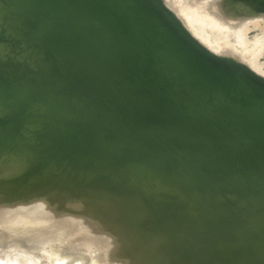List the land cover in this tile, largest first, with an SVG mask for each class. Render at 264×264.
Returning <instances> with one entry per match:
<instances>
[{"label":"bare ground","instance_id":"6f19581e","mask_svg":"<svg viewBox=\"0 0 264 264\" xmlns=\"http://www.w3.org/2000/svg\"><path fill=\"white\" fill-rule=\"evenodd\" d=\"M21 1L23 2V5L26 8V10H28L29 14L33 18L38 19L39 35L43 39L45 46H48L51 50V52H48L49 54L46 53V55H48V57H50V58H51L50 53H52L53 55H57V56H59V60L57 59L58 61L56 63H58L60 61L62 63H68L70 66V69H68V71H69V74L71 75V79L65 75L69 79L68 82L66 81L67 83H65V84L56 83L55 87L53 89L46 91L44 96H43L44 102L46 104H48L49 106H51L52 109L59 114L70 113L72 111L71 107L73 106L72 105L73 101H75V100L78 101V99H77L78 96H75L76 93L81 92L83 94H80V93L79 94L85 99V101H86L85 105L87 107L91 108L92 110H94L95 115H96V122L95 123H94V121H93V123H89V122L87 123L86 121L82 120V115L79 113L78 110L76 113L72 112L74 117H75L74 127L69 132V138L66 137V138H68V140H64V138L60 139V145L63 146V149L66 152H73V150L76 149L75 148L76 146H74V145L80 139L89 138V142L86 144L84 149L82 148L83 149L82 151H79L80 149L78 150L79 153H81V154L78 153V155L84 156L87 159L91 158L92 156H94L96 154L104 153V152H106L108 154V157H110V158L115 156L116 150L111 148V143L106 138L107 136L111 137V135L113 133L112 132L113 127H111L109 125L106 126V124H105L106 119L111 118V117L114 120H116V119L120 120L121 118H124V120H126L124 125L117 123L118 124L117 127L121 128V129L123 128L124 130H130V132H132V134H130L131 137L129 139L140 148L141 152L145 151L146 144H153L154 143V141H152V139L154 140V137H153V135H150V134L154 133L157 130L164 129V130L171 131L172 133H174L176 135L178 134L177 136H180L181 138L186 139V140L202 141L203 139L200 137H202V136L204 137L206 135L207 130H210L216 126L212 123L211 120H209L207 118L205 119L204 118L205 116L204 117L201 116V115H203L202 109H200L196 106H190L187 108L186 107L185 108L167 107V108H164L163 110L160 109L159 111H157V113H155L156 116L153 119L154 122L152 121L151 124H148L146 126H145L146 123H144V122L141 125H139L138 123L135 122V119L139 115L138 114V108H137V105H138L137 103L139 102V100L135 99L133 96H131V94L129 92L125 93L124 92L125 89L123 87L121 88L120 85L117 84L118 81H117L116 77L113 75L114 72H113L112 68L106 67L104 65V61H105L106 57L108 55H110L109 46L105 45L106 43L103 42V40H106V39L101 38V37H104V31L100 30V29L98 30L99 27L97 25L95 27H92L90 29V31H87V33L81 29H79L78 31H74L71 28H69V22L71 21V19L69 17H67L66 15H60L59 14V13H61V11H59V10L63 9L62 7H60L61 8L60 9L59 7L53 6V7H51V11L48 12L50 14H48L47 12H46L47 14H45V13H42L43 12L42 8L39 7L33 0H21ZM90 1H92V0H90ZM168 1H169V2H167V3H169L168 6H169L170 10L173 12H174V10L176 11V9H177V7H174V5L175 6L178 5L177 10H178L179 15L178 14H177L178 16L175 14L174 15L176 17L180 16L179 21L182 20L181 21L182 24L179 26V27H181L180 30L176 29V27H178V25H179L178 22L176 21L177 26L175 25V23H173V21H172V23H171V21L168 22L166 20V15L153 14V16H151V15L146 16V14H144L145 18H144L143 22L148 26L147 28H152L151 38H147V40H146L150 45L149 48H150L151 52L154 53L153 50L156 51V53L158 54L156 56H158V58L162 61L164 68L166 69V71L171 76H181L184 78H192V79L195 78V79H197L196 82L198 81V85H200V87L197 86V91L195 90L196 94H203L206 91H209L212 89L215 90L216 87H218V89L222 90L224 97L226 95L231 94V93L239 94V95H246L249 87L250 88L256 87V89L262 88L264 90V81H263L264 79L259 76V73L261 74V72H262L261 70H259V67H262V65L259 66L260 64L259 65L256 64V62L257 63L259 62V61H257V60H259L258 56H256L257 52L259 50H262V48L264 47V35L261 37L258 35H255V36H253L252 39H250V40H249V38L247 39V29H249L248 24L253 22L256 18H258L260 16H262V17L264 16L263 14L261 15L258 12L259 9L253 5V1L259 2L260 6L261 5L264 6V0H186V1L184 0V3L182 0V1H180L181 3H183L182 5L179 2V0H168ZM78 3L79 2H76V6ZM77 8L79 9V7H77ZM174 8H176V9H174ZM260 10H262L261 7H260ZM1 15H2V13H1ZM16 15H17V17H15L14 19L10 18V21L12 20V22H11L12 24L10 23V25H12L11 27H13V29H15V31L17 29L20 30V27H22V22L19 19L18 14H16ZM95 15H98L101 18V20L105 24L106 28H108L107 26L109 24H113L116 21L120 20V19L117 20L116 18L109 19L108 16H107V18H104V17H106V15H102L101 12H96ZM167 15L169 16V13H167ZM169 17L171 18V16H169ZM212 24L214 25V27L216 29L220 30L219 33H221V31H222V33L220 34L221 37H222V35H224L223 32L224 33L227 32L225 34V36H226L228 34V32L230 31L231 35L234 34V39L233 40L229 39V40H232L230 42H226V41L224 42L223 38L215 39L212 37L213 39H215V40H212L210 38V35H212V33H213L214 37L219 35V33H217L218 31L216 32L217 35H215L216 33L213 32L216 30L214 27L213 28L208 27V25L210 26ZM173 25H175L176 27ZM130 27H131V24H130ZM187 27L192 29V31H188ZM192 34H195L196 36L198 35L199 38H196ZM228 35H230V34H228ZM227 36H226V38H227ZM8 38L9 37L6 36V34L0 35V41H2L4 44H6L5 47L8 46L9 49H10V47L12 49V47L15 46L17 40H18L17 41L18 44L21 42L20 40L22 37L16 33V36H14L10 41ZM133 38H136V36H134ZM198 39L203 41V43H205V44H203L202 42H199ZM188 40H191V41H188ZM247 40L249 41V43ZM189 42H193V44H189ZM214 42H219V46L217 43L218 47L216 48V50L219 48H222V49L225 48L226 49L228 46L230 48L232 47L235 49L231 48L232 51H227V50H230V49H228L229 48L228 47L226 49V51H224V49L223 50L221 49V51L215 50L214 52H218V51H220V52L217 55H215V57H211L210 55L212 54L211 52H213V51H211L207 46L212 47V49H214L213 46H211V44ZM109 44H110V42H109ZM223 45H225V46H223ZM226 45H228V46L226 47ZM214 47H215V45H214ZM19 48H21L20 45L18 47L16 46L15 48H13V50L14 49L19 50ZM128 48H129L128 49L129 53H135V49L139 50L140 48H143V47L141 46V47H135L134 48L133 46L128 45ZM151 48H153V49H151ZM254 50H256L257 52H255ZM118 51H119V53L121 52V55L123 54V51H121L120 48H118ZM259 52H261V51H259ZM43 53H45V52H42V54ZM255 53H256V55H255ZM46 55L43 54L44 59L42 58V60H43V62L49 64L50 58H49V61L45 60V58L48 59ZM225 55H227L228 57L230 56L229 59L228 58L224 59ZM7 59L8 58L4 59V58L0 57V61H5V62L0 63V64H4V65L0 66V67H3L0 69H1V71L3 70L4 72L10 73L11 71H13L14 67L10 61H7ZM254 59H257L256 62L254 61ZM51 60H52L51 63L53 65L56 64V63H53L55 61L54 58H51ZM250 60H251V62H250ZM79 67H81L82 69L79 70ZM34 69H35V67H34ZM61 70H62V67H61ZM63 70L61 71L62 76L64 75ZM152 70L153 69H147V67H143L142 72L140 71V74L141 73L143 74V78H145L146 82H148V83H151V81L154 80V78L148 77L150 75L147 74V73H151ZM82 77H84L86 79H84V78L82 79ZM155 79L158 80V78H155ZM65 80H67V79H65ZM79 80H81L85 83L87 80V84H86L87 86L83 90H80L78 87L77 81H79ZM188 82H190V84H191L192 82H195V80H188ZM196 82H195V85H196ZM162 83H163L162 79L160 81L158 80L157 86L161 88V86L163 85ZM68 84L71 86V88H69V89H72L74 91L71 94H69V93L65 92V90H63L64 86L65 85L67 86ZM93 86L95 88H97V86H99V87L104 86L111 93L115 92V90L121 89L120 94L122 95L123 93H125L127 101H130L131 103L135 104V106H136L135 110L124 111V110H122V108L121 109L119 108L115 112L116 113L114 115L115 117L111 116V113H108L105 109H103L99 105V103L97 101H95V98H94L95 97L94 96V90L95 89H93ZM190 87H188V85H186V84H184L182 86L181 85L180 86L175 85L176 92H182L185 95L188 94V96L191 98V93H192L193 88H190ZM172 88H173V86H172ZM189 88L191 90L190 92L188 91ZM98 90L99 89H97L96 91H98ZM199 96H201V95H199ZM162 98H164V97H162ZM135 100H137V101H135ZM262 100L263 99H259L257 103H253L252 105H248L247 107H246V105L245 106L239 105V106L241 108H244V109L246 108L243 112H244V114L246 113L247 115H249L250 118L260 119L259 116L262 113L261 108H262V106H264V100L263 101ZM200 116L203 117L205 120L200 121ZM153 124H155V125H153ZM103 127H109L110 129L108 128V131L102 132L101 128H103ZM95 135L97 136L96 138L93 137ZM251 140H252L251 146L249 148L245 149L242 152H236L237 154H239L237 156V159L240 160V159L246 157V158H248V162L254 163V164H259L261 159H264V138L256 137V138H252ZM23 150L24 149H22V151ZM19 151H21V150L18 149V153H20ZM14 152H17V151L15 150ZM27 152L28 151H26V153H25L23 151L21 154H24V153L27 154ZM29 153H31V152H29ZM29 155L27 158L28 161L32 158ZM7 157H8V155H6V157H3L2 159L6 158V160L9 161ZM22 157L23 156L18 157L16 159L14 157L9 158L11 160L13 159V162L9 166L6 163L7 161L5 159L3 161H6L5 163L7 164L8 167H10V170L14 171L18 167H22V166L25 167V161H26V163L28 162L27 160H25L26 156L24 157L25 161L23 160ZM160 157L161 156H157L156 162L160 161V160H158ZM32 160L33 159H31V161ZM3 161H2V164H3ZM31 161H29V162H31ZM29 162L27 163V165L29 164ZM219 163H220L219 166L222 167L223 169L228 167L226 164H224V162H219ZM225 165H226V167H225ZM27 167H28V169H27ZM27 167L24 168V170H28V172H29L30 166L28 165ZM1 168H4V166L0 167V169ZM62 169H63V167L61 168V170ZM66 169H67V167H66ZM24 170H22L23 174L27 172ZM41 170H43V169H41ZM61 170H60V172H58V174L61 173ZM68 170L69 169H67L65 171H68ZM45 171H48V172H46V173H48V175L51 172L49 170H45ZM56 172L57 171H55L54 173H56ZM72 172L77 173L78 171H77V169L76 170L74 169V171H72ZM82 172H83V175H82L83 177L79 178V179L77 178V176H70L66 179V177H64V176H66V174L64 176L56 174L57 177H54L53 178L54 180L51 179L52 181H56V182H54L52 184L49 182L51 185L49 183H47V184L44 183V186L49 185V186L53 187V192H51L49 194L45 192V189L35 190L34 192H26L25 189H28V187L25 188L24 185L25 184L29 185V183H27V182L33 183L34 180H35V182L37 181L36 178L40 179L39 178L40 176L37 177L38 175H40V174H37V172H34V173L32 172V174L26 173L24 175L30 176V178H29V176H28V178H26L28 180H30L31 177L35 173L37 175L35 176V179H33L34 178V176H33L31 181L27 180L26 183H24L25 181H23L24 185L23 186L21 185L22 187H20V185H19V187L21 189L24 188V192L23 191L21 192V189L19 191V187L18 188L13 187L14 191L8 190L7 193L2 195V199H0V245H2L5 241H9L8 236H7L8 235L7 229H12V230L15 229L16 231H19L17 228L20 226L21 228L23 227L22 232L18 234L19 236L15 238V241H13L14 238H12V239L10 238L11 242H9V246H7V247L10 248L12 246H17L16 242L27 244L26 246H28V247L21 248L22 251L19 250L18 252L13 253V254H9V255L7 254L4 256L0 255V264H17V263L22 262V260L24 262V259H25V264H33V263H31V260L29 261L28 258L31 257L30 259H33L32 257H34L33 255L35 254L36 249H38L41 246L42 242H44V243L46 242L47 244L49 242H51V243L55 244L61 240H63V241L66 240V242H65V245L60 248V253H62V254H60V258L63 256L65 257L64 254H67L66 257L68 256V254H70L67 257V258H69V261L70 262H76L75 261V259H76L77 261H79L78 264H142V263L144 264V262H145L144 258H146V256L143 257L144 253H146V255H150L154 252L155 255L158 254L159 256L160 255L162 256V254L159 253L162 251V249H164L163 250L164 253L167 250H168L167 251L168 253L173 251V250L170 251L171 248L170 249L167 248V250H165V248H166L164 246L165 244L163 245L165 248H162L163 246L161 247L162 244L160 242L161 239L158 236L160 234L164 238V233L166 232L167 228H165L164 230H161L160 233H159V231H160L159 229H156L155 231L152 230V232L153 231L155 232V235L158 233L156 236L154 234L150 235L148 227L142 228V225H144L146 223V219L148 220V218H146V216H150L152 214V212H154V214L156 215L155 212L156 211L158 212L161 210V209H158V205L161 204L160 206H162L163 202H167L166 200H164V198H162L163 199V201H162L160 199L161 197H159L160 192H159V194L157 192V190L161 186H163L164 184L161 185V184H156L154 182V185H153L150 182L146 183L147 180H145L144 183L141 181L142 183L138 184V182H137V184H138L137 186H139V187L137 188V186H135L134 189H136V188L138 189V190L136 189V191H138V192L137 193L135 192V194H139V195H137V197H134L135 195H134L133 191H135V190H133L132 192H128L129 190H126V189L129 188L132 190V186H134L135 184H133L132 186H131V183L128 184V186H130L131 188L130 187H127L126 189L124 187L123 188L120 187V189L118 188L120 190V192H121V189L123 191H125L124 195H123V193H121L122 194L121 195V194L116 193L115 191H112V192L108 191L109 189L112 190V188H114L116 186L112 187L110 185L111 187L107 188V186H106L107 184L106 185L104 184V186H106L105 189L106 188L108 189L106 191L105 189L103 190L104 187L101 186L102 183L100 185H98L100 183L99 180H95L92 183H89V180H90V182L92 181L91 177H89L88 182H87V180L79 181V180H82L84 177H86V176H84V173H85V175L90 173L88 171H86L88 173H86L84 171H82ZM67 174H69V173H67ZM93 174H95V173L92 172L93 177L94 176L96 177L97 174H98L97 177L102 175L101 173H100L101 174L100 175L98 172L96 175H93ZM105 175L106 174H104V176ZM41 176H45V175H41ZM116 176H118V174ZM121 176H123V175L121 174L118 177H120V179H121L122 178ZM61 177H63V178H61ZM101 177H103V175ZM134 177L137 178V175L136 176L130 175L129 178H128V176H126L124 179L128 178V179H126V181H127V180L134 179ZM4 178L5 177H3V179ZM105 178H108V176H105ZM136 178H135V180H136ZM149 178H148V180H149ZM3 179H2V181H4ZM124 179H121V182L124 181ZM138 179L143 180L146 178L141 176ZM151 179L153 180L155 178H150V180ZM159 179L160 178H157L155 180H159ZM57 180H59V181H57ZM111 180H112V178H111ZM117 180H118V178H117ZM39 181L41 182V180H38V182L36 183L37 186L44 187L43 182H41L42 183V185H41V183H39ZM118 182H120V181H118ZM164 182H166V181H163V183ZM172 183H174V182H172ZM5 184H7V183H5ZM5 184H4V186L2 185L3 188H5V186H6ZM126 185H127V183H126ZM7 186H9V185H7ZM117 186H119V185L117 184ZM180 186L182 187V185H180ZM36 187L32 186L31 188H36ZM99 187H103V188H99ZM37 188H39V187H37ZM73 188L83 189L84 192L92 191L95 193H94V195H91V196L86 195L87 193H85V194L83 193L81 195H73V193L70 192V189H73ZM167 188H169V187H167ZM167 188L166 189L163 188V191H164V189L167 190ZM174 188L173 187L169 188V190L174 189ZM116 189L117 188H115L114 190H116ZM118 189H117V192L119 191ZM153 189L154 190L156 189L157 193H155V191L152 193L153 194L155 193L154 194L155 196H157V194H158V197H159V198L155 197V199L153 200L154 201L153 204H155L156 206L153 204H152L153 207L150 206V204H149V206H146L147 201L143 200L144 199L143 196H145V195L147 196L148 192L150 190L152 191ZM183 189L185 190V188H183ZM191 190H193V189H191ZM151 191H150V193H151ZM158 191H162V190L159 189ZM225 191L226 190H224V192ZM187 192H189L188 189H187ZM129 193H131V195ZM132 193H133V197H132ZM175 193L180 194L177 191H175ZM195 194H197V192H195ZM222 194L224 195V193H222ZM125 195H130L134 199L130 198V196H125ZM149 196H150V194H148L147 199ZM181 196L182 195L180 194L179 198L182 199L183 196L182 197ZM187 196H189L191 198V194H189ZM193 196H192V199L185 198L186 200H183L184 199L183 198L182 200L179 199L178 201L175 199V200H173V201H175V203L173 202V204L175 205L179 201H184V203L182 202V204H180V202H179V204H178L179 206H181V205L184 206L189 202L188 199L190 201L193 200L196 202V199ZM195 196H197L196 198H199L197 200H200L201 198H203V196L202 195L200 196V194H199V197H198V194ZM217 196H218V194H217ZM107 197H109V199H106ZM142 197H143V199H141ZM184 197H185V195H184ZM241 197H245V199L247 201L246 196H241ZM150 198L151 197H149L148 202H150L149 201ZM153 198L154 197H152L151 199H153ZM220 198H222V197H220ZM105 200L108 203L105 202ZM202 200L203 201H200V202H203V203L205 202L204 203L205 205L209 204L210 206H212L209 201H207V200L205 201L204 199H202ZM168 201H170V203L168 202L166 204V206H164L165 204L163 206H164V208L166 207V211L170 210V214H171L172 211L170 208L167 210V208H168L167 205L172 204L171 203L172 201L171 200H168ZM103 202L106 205H104ZM191 202H189L190 204L188 203L186 206H184V208H186L187 210L184 209L183 206H181L184 212L185 211L188 212L189 208H187V206L190 207L193 205V204H191ZM206 202H209V203H206ZM249 202H251V201H249ZM221 203H223V202L221 201ZM232 203H234V202H232ZM195 204H197V202ZM178 205L176 204L175 206H178ZM209 205H208V208H209ZM220 205H219V207H220ZM234 205L237 206L236 204H234ZM110 206L113 207L112 209H114V210L111 209V211H110V208H111ZM215 206L217 207L218 205H215ZM108 207H110L108 209L109 211L107 210ZM178 207L175 210L173 208H176V207L172 208V206H171L174 215L175 214L177 215V219H179L178 214L182 213V210H178L181 207L180 208H178ZM202 207H200V208H202ZM216 207L213 206V208H215V210H217V208H218V210L219 209L224 210L223 207L222 208L221 207L216 208ZM134 208L135 209L139 208V209L136 211ZM159 208H163V207H159ZM164 208L161 211H164L165 210ZM200 208H199V210H200ZM153 209L156 211H153ZM190 209H193V207H191ZM205 209L202 208L200 211H198V213L203 210L204 213H206L204 215L202 214L203 217H205L207 215L206 216L207 218H209V216H210V219H212V221H216L215 215L216 214L219 215V213L214 212V210L211 211V210H208V209L205 210ZM209 209H211V207ZM106 210L108 211L107 213H105ZM133 210H135L136 212L135 211L133 212ZM174 210H175V212L178 210L179 213H175ZM223 210H221V211H223ZM161 211L159 212L160 215L163 213V212L161 213ZM221 211L219 210L220 213H221ZM110 212H112L111 215L109 217H107V215H109ZM224 212H222V213H224ZM104 213L106 215H104ZM166 213L169 214V212H166ZM201 213H199L200 216H202ZM233 213L237 214V212L236 213L233 212ZM233 213L231 212L232 216L229 215L230 213L228 214V218L231 216L232 221L235 219V218L233 219V216L235 217V215ZM241 213H242V211H241ZM244 213L241 214V217L244 216ZM164 214H165V211L162 214L163 217H164ZM170 214L168 216L172 217L173 214L172 215H170ZM225 214H226V212H225ZM252 214H253V212H252ZM167 215H165V217H164L165 219L169 218V217H167ZM183 215H184V213L182 214V216ZM187 215L185 214V216H187ZM220 215H219V217L220 218L222 217L221 218L222 220L228 219L226 217L227 215L225 216L226 218L224 217V215H222V216H220ZM103 216H105V219ZM152 216L154 219L158 218V217H156V216H158V214L155 217L153 214H152ZM152 216H151V218H152ZM161 216L159 217L160 219H161ZM182 216L180 215V218ZM211 216H212V218H211ZM106 217L108 220H106ZM142 217H145L146 219L140 220ZM171 217L165 221L167 222L169 220L171 221V219L173 220V217L172 218ZM223 217H224V219H223ZM237 217H238V215L236 216V219L233 222H235V221L239 222V219L237 221ZM184 218H186V217L183 216L182 219H184ZM150 219H149V221H151V222L154 221L152 223H155L157 220V219L156 220H150ZM160 219H159V222L163 220V219H161V220ZM177 219H176V221H180V219L179 220H177ZM221 219L219 221H221ZM241 219H240L241 222H239V223L235 222V224L239 225L240 223H243L245 219L243 217ZM43 220H45L46 222ZM138 220H140V221H138ZM230 220L231 219H229V221ZM142 221H144L145 223ZM137 222L143 223L141 225V229L142 230L144 229L143 231L140 229V226H138L139 223L137 224ZM159 222L157 221V224L156 225L154 224L155 228H157L156 226L159 224ZM169 222H167V224ZM173 222L175 224L167 225V226H173L175 228V225H176V228L181 227V225H179L180 224L179 222H178L179 226H177V224H176L177 222L172 221V223ZM180 222H182V221H180ZM230 222H229V225H232L233 222L232 223H230ZM162 223H163V221H162ZM172 223L170 222L169 224H172ZM213 223H215V222H213ZM223 223H224L223 221L221 223L218 222L216 226H218L219 224L222 225ZM245 223H246V221H245ZM244 224H242V225H244ZM247 224L250 225L249 222H247L246 225ZM225 225L227 226L228 224H225ZM229 225L227 227L226 226L224 227V225H222L223 230H224V231L223 230L222 231L225 232V234L229 231L228 230L229 228H230V230L233 229L231 226L229 227ZM161 226H162V224H161ZM252 226H250V230H251ZM173 227H169V228L174 229ZM182 227H184L183 224H182ZM235 227H237V226H235ZM235 227H234V229H235V233H236ZM247 227H248V225H247ZM247 227L246 226L244 227V228H246L244 230V232L246 230L248 231L249 228H247ZM184 228H183V230L180 229V232H182L186 229V228L185 229ZM224 228L225 229L227 228V230H225ZM238 228H240V226ZM145 229H147L148 232ZM172 229H171V231H168V234H169V232H173L172 235L174 236L175 231L179 230V229H176L173 231H172ZM213 230H214V228H213ZM217 230H220V229L218 228ZM233 230L231 231L233 233V236L231 235V237L229 236V238H232V237L234 238V236L237 235V233L235 234ZM239 230H238V234L240 233V235L239 236L237 235L238 237L236 236L233 239L234 242L236 241L235 240L236 238H238L237 242H238V240L242 241L243 240L242 235L247 233V231L244 233L241 230L239 232ZM162 231H164V233ZM180 232H179V234L176 232L175 235L176 234L181 235ZM185 232L187 234L186 230L184 231V233L183 232L182 233L186 236ZM223 232H222V235H224ZM241 232H242V234H241ZM249 232H251V231H249ZM228 234L225 236L228 237ZM170 235H171V233L169 234V236ZM178 235H176V236L178 237ZM182 235L180 237L185 238V236H182ZM247 235H249V234H247ZM251 235L255 236L256 233L251 234ZM202 237L200 236V238H202ZM243 237H245V235ZM203 238L206 239L207 237L206 238L203 237ZM220 238L222 240L226 239L225 237H223L224 238L223 239L221 237V235H220ZM255 238H257V237H255ZM174 239L176 240L177 238L174 237ZM178 239L181 240L179 242H182L181 244L180 243L178 244V245H181L180 246V249H181L183 246V243L185 244L188 241H185L186 238H185V240L183 239L184 241L181 238H178ZM178 239H177V241H178ZM192 239H193V237H192ZM214 239H216V238L214 237ZM247 239H248V237H247ZM252 239H254V238L252 237ZM222 240L217 241L218 245L216 244L217 247L220 249L222 246L220 245V247H219V243L223 242ZM226 240L229 241L230 239H226ZM226 240L224 242H228ZM166 241L168 242V240H166ZM172 241H173V239H172ZM233 241H231V243L228 246L231 245V248L235 250L234 251L235 253L237 252L236 250H238L237 249L238 247H240L239 248L240 252L242 251L241 249H243L244 246H245L244 249L247 250L246 245H245L246 241H244L245 244L243 247L241 245L242 243H240L241 246H239V243H237L238 247H236V245L234 246L233 245L234 243H232ZM254 241H255V239H254ZM156 242L158 244L160 242V244H161V245L159 244L161 247V251H159V252H157L159 245H158V247H156L157 246V244H155ZM174 242H176V241H173V243L169 242L171 245L168 247H171L172 244L176 245V243H174ZM207 242H208V240H207ZM247 242H248V240H247ZM196 243H194V244H196ZM134 244L138 245L137 248H139V249L144 247L145 250L144 249L142 250L143 252L145 251L142 254L143 256L141 254H139L140 257H142V258H136L137 253L138 252L140 253L141 250H139V251L134 250L135 253L137 252L135 255L134 251L131 248V246L134 247L133 246ZM141 244L143 247L140 248L139 245H141ZM188 244L190 247V245H191L190 242H188ZM227 244L228 243H226V246H227ZM254 245H253V247L258 248V246L256 247ZM186 246H187V243H186V245L183 246V252H184V250L187 249L188 246L187 247ZM191 246H193V245H191ZM248 246H247V248H248ZM174 247H177V246H174ZM194 247H195V245H194ZM253 247H249V248H252L251 250H254L255 248H253ZM134 248L137 249L136 247H134ZM177 249L178 248H175L174 251ZM188 249H187V252L185 251L186 253H188V251L190 250V249L189 250ZM91 251H94L95 253H93V255H92ZM255 251H258V250L255 249L254 252L253 251H251V252L255 253ZM259 251H261V250L259 249ZM78 252L81 254H84V255L79 256ZM88 252H90V253H88ZM97 252H99V253L97 254ZM181 252H182V249H181ZM217 252H218V255L222 254V253H219L220 251H218V250H217ZM240 252L238 251L237 253L240 254ZM251 252H247V254L245 253L246 255L244 254V256H241L243 254L241 252L240 256L242 257V260H243V257L246 258L247 255L250 254V255H248L249 259H247V260H249V264H252L251 257L253 255H254L253 256L254 262H256V261L258 262V263L256 262V264H263L264 259H262V257L264 256V254L260 253V255L257 256L258 257L257 258L258 260H257V259H255V256H256V254H259V252H257L256 254H253V255H251ZM154 253H153V255H154ZM175 253L178 255L180 253V250H178V253H177V251ZM230 253L233 254L232 257L235 256V258L233 259L234 261H235V259H238V261H239V259H241V257L236 258V255H238L237 253L235 255L232 252H230ZM231 254H229V255L227 254V255L230 256ZM99 255L104 256L103 260H101V261L99 260V258H98ZM166 255H167V253H166ZM179 255H181V253ZM224 255H226V254H224ZM170 256L175 257L174 255H170ZM228 256H226V257H228ZM260 256L262 259V261L260 259L261 263H259L260 262L259 261ZM37 257H38V255H37ZM40 257H39V259L43 258L44 256H42L41 258ZM150 257L152 258V255H150ZM163 257H165V254L163 255ZM166 257H168V256H166ZM166 257H165V259L163 258L164 259L163 261L167 260ZM180 257H183V254ZM216 257H218V259H219V256H216ZM151 258L148 257L147 260L148 259L150 260ZM184 258H186V257H184ZM209 258H212V257L210 256ZM26 259H28L29 263L26 261ZM136 259H141L142 263H141V261H140V263H139V261L136 262ZM198 259L195 258V260L197 262H199ZM201 259H203V258H201ZM212 259H215V255H214V258H212ZM228 259H230V261ZM228 259L227 260L229 262L226 261L225 258H224V261L228 262V264H230V262L232 261V258H228ZM152 260H153V258L151 259V261ZM184 260L185 259H183V261ZM219 260H220V262L223 261V257L220 258ZM242 260H240V261H242ZM151 261H150V263L148 261V263L151 264ZM193 261H192V263L191 262L190 263L194 264ZM210 261L212 262V260H208V262H204V264L205 263L206 264L207 263L208 264H218L215 262L216 260H213L214 262H212V263ZM244 261H245V263H247L246 259H244ZM33 262H34V260H33ZM152 262L155 263L156 260L152 261ZM177 262H179V261L177 260ZM223 262L220 264H223ZM235 262L239 263L237 261H235ZM235 262H234V264H235ZM166 263L168 264V262H166ZM175 263H176V261H175ZM241 263H244V262L242 261ZM241 263H239V264H241ZM145 264H146V262H145ZM156 264H157V262H156ZM176 264H178V263H176ZM179 264H180V262H179ZM224 264H227V263H224Z\"/></svg>","mask_w":264,"mask_h":264},{"label":"rangeland","instance_id":"374dc122","mask_svg":"<svg viewBox=\"0 0 264 264\" xmlns=\"http://www.w3.org/2000/svg\"><path fill=\"white\" fill-rule=\"evenodd\" d=\"M101 1V2H100ZM180 1H182V0H179V2ZM186 1V0H185ZM88 2L93 6V8H95L94 9V14L96 13V12H101L102 13V15H106V17H104V18H107V16H108V18L109 19H111V18H116L117 20L118 19H125V20H129L130 21V23H131V27H128L127 29V32H130V33H128V34H130L129 36L128 35H126V36H128L129 38H130V36L131 37H134V35L135 34H138V37L139 38H141V39H143L144 41L145 40H147V38H151V35H152V28H147L148 26L143 22L144 21V18H145V15L144 14H146V16L147 15H151V16H153V14H161V15H166V20L168 21V22H170L171 21V23H172V21H173V23H175V25H176V21L178 22V27H176L175 25H173V26H175L176 27V29H178V30H180V28L181 27H179L181 24H182V20L181 21H179L180 20V16L179 17H176L175 15H177L178 14V5L177 6H175L174 5V7H177V9L176 8H174V9H176V11L174 10V12L173 11H171L170 10V8H169V3H167V2H169L168 0L166 1V0H92V1H90V0H88ZM98 4H97V3ZM106 3V4H105ZM121 3V4H120ZM181 3V2H180ZM183 3H184V0H183ZM183 3H181V5L183 4ZM3 4L4 5H7L9 8H10V14H9V19L11 18V19H14L15 17H17V15L16 14H18L17 13V10H15V7H13V3H11V1H8V0H0V5H1V7L3 8ZM100 4V5H99ZM179 4V3H178ZM152 5V6H151ZM180 6V5H179ZM0 7V8H1ZM1 8V9H2ZM80 8H82V7H79V9ZM97 8V9H96ZM169 8V9H168ZM43 10V12L42 13H45V14H47L48 12L47 11H45L44 9H42ZM170 10V11H169ZM263 11V12H262ZM47 12V13H46ZM146 12V13H145ZM173 12V13H172ZM176 12V13H175ZM258 12L262 15H264V10H258ZM41 13V14H42ZM93 13V12H92ZM143 13V14H142ZM149 13V14H148ZM167 13H169V16H171V18L167 15ZM258 13V14H259ZM40 14V15H41ZM48 14H50V13H48ZM120 16H119V15ZM175 14V15H174ZM111 15V16H110ZM179 15V14H178ZM177 15V16H178ZM0 16H1V14H0ZM143 16V17H142ZM103 18V19H104ZM170 18V19H169ZM119 21V20H118ZM181 22V23H180ZM197 24V23H196ZM184 25V24H183ZM248 28L249 29H247V39L249 38V40L250 39H252L253 38V36H255V35H258V36H263L264 35V16L262 17V16H260V17H258V18H256L253 22H251L250 24H248ZM98 30L100 29V30H103V31H105V28H106V26H102V25H98ZM114 27V26H113ZM208 27H210V28H213L214 27V25L212 24V25H208ZM188 28V27H187ZM215 28V27H214ZM216 29V28H215ZM4 29H3V26L1 25V27H0V35H3V33H5V30L3 31ZM106 30H107V32L106 33H108V28H106ZM131 30V31H130ZM188 31H192V29H190V28H188L187 29ZM199 31V30H198ZM218 31V32H217ZM214 33H219L220 32V30H218V29H216L215 31H213ZM217 33L215 34V35H217ZM221 33H222V31H221ZM221 33H219V35L221 34ZM227 33V32H226ZM226 33H224L223 32V34L224 35H222V37H221V35L219 36V35H217V36H215L214 37V35H213V33H212V35H210V38L212 39V40H215V39H221V38H223L224 39V42L226 41V42H230V41H232L233 39H234V34L233 35H231V32L229 31L228 32V34H230V35H226L227 36V38H226V36H225V34ZM5 34H7V33H5ZM110 35V34H109ZM141 35V36H140ZM192 35H194L196 38H199V36L197 35H195V34H192ZM112 36V35H111ZM110 36V37H111ZM115 36V35H114ZM125 36V37H126ZM193 36V37H194ZM219 36V37H218ZM232 38H231V37ZM215 38V39H213V38ZM229 37V38H228ZM195 38V39H196ZM122 37L121 38H117V40H116V37L114 38V40H116L117 41V43H116V41H113V45H111V43L109 44V52H110V55H108L107 57H106V59H105V61H104V65L106 66V67H110L109 66V63H110V61L112 60V58H116L117 56V58H120L121 57V52L119 53V51H118V48H120L119 47V42H120V40L122 41ZM226 39V40H225ZM229 39H232V40H229ZM199 40V39H198ZM188 41H191V40H188ZM248 41V40H247ZM111 42V41H110ZM199 42H202L203 43V41H201V40H199ZM201 43V44H202ZM217 43H218V46H219V42H214V43H212L211 44V46H213V48L214 49H212V47H209V46H207L211 51H215L216 50V48L218 47L217 46ZM248 43H249V41H248ZM189 44H193V42H189ZM203 44H205V43H203ZM202 44V45H203ZM214 45H215V47H214ZM221 46V45H220ZM223 46H225V45H223ZM222 46V47H223ZM228 45H226V47H227ZM229 47V46H228ZM227 47V48H228ZM13 48L14 47H12V50H13ZM226 48V49H227ZM232 48V47H231ZM231 48L229 47L228 49H230V50H227V51H232L231 50ZM10 49H11V47H10ZM9 49V50H10ZM221 49L222 48H219V49H217V50H220L221 51ZM224 49V51H226V49L225 48H223ZM222 49V50H223ZM232 49H235V48H232ZM239 49V48H238ZM216 50V51H217ZM220 51H218V52H211L212 54L210 55L211 57H215V55H217ZM255 52H257L256 50H254ZM259 51H261V52H259ZM258 52L261 54H259L258 52H257V55H256V53H255V55L256 56H258V58H259V60H257V59H254V61L256 62V60L257 61H259L258 63L256 62V64H260L259 66H261L262 65V67H259V70H261L262 72L264 71V47L262 48V50H259ZM17 52H19V50H17V49H14L13 50V54L12 55H14L13 57L11 56V57H9L8 59H7V61H10L11 63H12V65H13V67H14V69H13V71H11L10 73L9 72H4L3 70L1 71V69H0V74H2V76L1 77H4L3 79L4 80H9L10 78H12V76H14V75H17L18 74V72H20V71H25V72H27V71H31V70H35L36 68H37V66H39L38 67V70L39 71H42V69L41 68H44L46 65H48L47 63H45V62H43V60H42V58L44 59V57H43V54H45L46 55V53H43L42 54V52H41V49H39V50H37V52L36 51H31V50H29V52L24 56V58H23V61L20 63V61L17 59H15L14 57L16 56V53ZM113 55H112V54ZM35 54V55H34ZM49 54V53H48ZM51 54V58L53 57V55H52V53H50ZM120 54V55H119ZM259 54V55H258ZM47 56V58L48 59H46L45 58V60H48L49 61V58L50 57H48V55H46ZM50 56V55H49ZM55 57H57V59L59 60V56H57V55H54ZM260 56V57H259ZM230 57V56H229ZM229 57L227 56V55H225L224 56V59H226V58H228L229 59ZM51 58H50V63L52 62V60H51ZM54 58V57H53ZM111 59V60H110ZM54 61V60H53ZM1 62H5V61H0V63ZM34 62V63H33ZM57 61H54L53 63H56ZM60 62V61H59ZM58 62V63H59ZM249 62V61H248ZM250 62H251V60H250ZM253 62V61H252ZM254 62V63H255ZM61 63V64H60ZM59 63V65H60V70H61V67H62V70H63V72H64V75L63 76H60V79H59V81L57 82V83H60V84H65V83H67L68 82V78L67 77H69L70 79H71V75L69 74V71H68V69H70V66H69V64L68 63H62V62H60ZM262 63V64H261ZM57 64V63H56ZM56 64H54V65H56ZM252 64V63H251ZM2 65H4V64H0V66H2ZM34 67H35V69H34ZM0 68H3V67H0ZM67 68V69H66ZM30 69V70H29ZM66 69V70H65ZM80 69H82L81 67H79V70ZM61 70V71H62ZM90 70V69H89ZM62 72V73H63ZM261 72V74L259 73V76L260 77H262L263 79H264V72L262 73ZM67 77H66V76ZM262 75V76H261ZM6 77V78H5ZM64 79H63V78ZM84 77H82V79H83ZM65 79H67V80H65ZM84 79H86V78H84ZM67 81V82H66ZM264 81V80H263ZM11 82H13V81H11ZM77 83H78V87H79V89L80 90H83L84 88H86V84H87V80H86V83L85 82H83V81H81V80H79V81H77ZM118 84V83H117ZM120 87L122 88L123 86H122V84L120 85ZM69 88H71V86L68 84L67 86L65 85L64 86V88H63V90H65V92H67V93H69V94H71L72 92H74L72 89H69ZM124 88V87H123ZM93 89H95V90H97V89H99V90H107L104 86L103 87H99V86H97V88H95L94 86H93ZM118 89V88H117ZM119 90V91H118ZM118 90H115V92H113V94L115 95H117V94H120V90L121 89H118ZM80 94H83V93H81V92H79ZM79 93H76V95L75 96H78V101H73V103H72V107H71V109H72V111L70 112V113H64V114H59V113H57V112H55L53 109H52V107L51 106H49L48 104H46L45 103V108L43 109V111L41 112V115H40V123H39V126L38 127H33V126H31V127H29V128H26V132H25V129L23 130V129H18V131H16L15 130V127L17 126V123H16V121H15V118H16V116L21 112V110L23 109V106L24 105H22L21 104V102H17V103H15L14 105H12L11 106V108L10 109H6L5 107H0V135H5V136H7L8 134H10L11 132H18V133H21L22 134V136L23 137H25L27 140L25 141V142H21V143H17L16 145L14 144V146L12 147V148H9V149H7V146H9V144H6L7 142H4V141H1L0 142V167H3L4 166V168H1L0 169V199H2V195L3 194H5V193H7L8 192V190H11V191H14V189H13V187L14 188H18L19 187V185H20V187H22L23 185H24V183H26L27 182V180L28 179H26V178H28V176L29 175H24V174H28V173H30V174H32V172L34 173V172H37V174H40V175H38L37 177H39L40 179H37L36 178V182H35V180L33 181V183L32 182H27V183H29V185L32 187V186H34V187H36L37 186V182H38V180H41V182H43V186H44V183L45 184H47V183H54V182H56V181H52L51 179H53L54 177H57V175H61V176H64L65 174H66V176H64V177H66V179L68 178V177H70V176H77V178L79 179V178H82L83 176V172L82 171H84V172H86V171H88V172H90L89 174H86L85 175V173H84V176H86V177H84L82 180H79V181H85V180H87V182H88V179H89V177H91L92 178V181L90 182V180H89V183H92L93 181H95V180H99L100 181V183L98 184V185H100L101 183V186H103V187H99V188H103V190L105 189V187L107 186V188H110L111 186L112 187H114V186H116V187H114V188H112V190H108L107 188L105 189L106 191L108 190V191H115L116 193H118V194H121V193H123V195H124V193H125V191H123L122 189H121V192H120V187H124L125 189L127 188V187H130V186H128V184H130L131 183V186L133 185V184H135L134 186H132V190L131 189H129V188H127L126 190H129L128 192H132L133 190H135V191H133V193H134V197H137V195H139V194H135V192L137 193L138 191H136V189L139 187V186H137L139 183H144V181L145 180H147L146 181V183H152L153 185H154V182L156 183V184H161V185H163V186H161L159 189L160 190H162V191H158L157 190V192H158V194H159V192H160V194H159V197H161L160 199L163 201V199L162 198H164V200H166L167 202H163V204H162V206H160V205H158V209H161V210H163V208H164V206H166V204L169 202L170 203V201H168V200H171L172 202V204H173V202L175 203V201H173V200H182L183 198V200H186L185 198H189V199H192V196L193 197H195V199H196V202H197V204H195L196 202L195 201H193V200H189L188 199V201L189 202H191V204H193L192 206H190V207H188L187 206V208H189V210H188V212H184L183 211V209H182V207L181 206H183V205H181V206H179L178 204H179V202H180V204H182V202L184 203V201H179L178 203H176L178 206H175L174 204V206L172 205V204H168L167 206H168V208H167V210L170 208L171 209V214H170V210L169 211H166V207L164 208L165 210V214H164V217H165V215H167L168 213H166V212H169V214L170 215H172L173 214V220L171 219V223H172V221H175V222H177L176 224H177V226H179V225H181V227H182V224L184 225V227L186 228H184V227H180V228H176V225H175V228L173 227V226H167V225H173V224H175L174 222L172 223V224H169L170 222L169 221H167V222H169L168 224H167V222L165 221V220H167V219H169L171 216H168L167 215V217H169V218H167V219H165L164 217H163V213H164V211H161V215H160V211H156V210H154L153 209V211H156L155 213H156V215L158 214V216H156L155 214H154V212H152V214L154 215V217L156 216V217H158V218H153V216H152V214L150 215V216H146V218H148V220L145 218V217H142L140 220H144V219H146V223L144 222V221H142V222H144L145 224L144 225H142L143 223H140V222H137V224L139 223V225L138 226H140V229H141V225H142V228H145V227H148V229H149V233H150V235H152V234H154L155 235V230L156 229H159L158 231H159V233L161 232V230H164L165 228H167L166 229V232L164 233V231H162L163 233H164V238H163V236L162 235H158L159 237H160V242H161V244H160V242H159V244L161 245V247L162 248H165V250H167V248L168 249H170V251H172V252H170V253H168L167 251H165V253H164V249H162V251H161V247H160V245L156 242L155 244H157V246L156 247H158V245H159V248L156 250L157 252H159V251H161V252H159V253H161L162 254V256L160 257L158 254H156L155 255V253H154V255H153V253L152 254H150V255H152V258H153V260L152 261H155L156 260V262H157V264H165L166 262H168V264H176V263H178L179 264V262H180V264H189L190 262L192 263V261L194 262V264L197 262L196 260H195V258L196 259H198V261L199 262H197L198 264H204V262H208V260H212V262H214L213 260H216L215 262L216 263H218V264H220V263H222L223 261H224V258H225V260L226 261H230V259H228V258H232V261L230 262V264H234V262L235 261H237V262H239V263H241L242 261L245 263V261H244V259H246V262L247 263H245V264H249V260H247V259H249V257H248V255H250V254H248L247 255V257L245 258V257H243V260H242V257L241 256H244V254L246 253L247 254V252H251V251H253L254 252V250L255 249H257L258 251H255V253H253V252H251V255H253V254H256L257 252H259V254H256V256H255V259H257L258 257L257 256H259L260 255V253L261 254H264V246H262L259 242H260V240H259V238L257 237V235H251V234H255V227L254 226H252V224H247L248 225V227H247V225H246V223H247V221L246 220H244V222L243 223H240L241 225L242 224H244L245 223V221H246V223L244 224V225H237V224H235V222H233L235 219H236V216L238 215V217H237V221H238V219H239V222H241L240 221V219L243 217L244 218V216H242L241 217V214L242 213H244L245 211L244 210H246L247 208V210L246 211H248L249 210V208H250V210H251V213L252 212H254L255 211V209H257L255 206L258 204V203H260V204H262L263 202H264V189H263V186H261V183H258L257 181H254V183H253V181H247V183H248V189H244V188H241V186H239V185H237L236 183H234V184H231L230 182H226V181H235V180H231V179H225L226 181H216V182H206V181H202L201 179H200V177L199 176H197V173L195 172V167H197L196 165H194V163H195V160H194V158H192V157H188V156H185V154H183V153H181L180 152V150H177V148L176 147H174V146H172L171 144H167V145H163V144H161L160 142H158V141H156V139L154 138V140L152 139V141H154V143L153 144H146V149H145V151L144 152H141V150H140V148L136 145V144H134L129 138L131 137V135L130 134H132V132H130V130H124L123 128L121 129V128H118L117 127V125L120 123V124H125V122H126V120H124V118H121L120 120L119 119H116V120H114V119H112V117L111 116H114L116 113H113V114H111V118H107L106 119V121H105V124H106V126H111V127H113V133H112V135H111V137H106L109 141H110V143H111V148H113V149H115L116 150V154H115V156H113V157H108V154L106 153V152H104V153H99V154H96V155H94V156H92L91 158H86V157H84V156H81V155H78V153H79V151H82L83 149H84V147L86 146V144L89 142V138H82V139H80L74 146H76L75 148L76 149H74L73 150V152H66L64 149H63V146H61L60 145V139H63L64 138V140H68V138H69V132H70V130L71 129H73V127H74V121H75V117H74V115H73V113H76L77 112V110L79 111V113L82 115V120H84V121H86L87 123L89 122V123H93V121H94V123L96 122V115H95V112H94V110H92L91 108H89V107H87L86 105H85V99L79 94ZM130 93V92H129ZM131 96H133L134 97V95H133V93L131 94ZM81 110V111H80ZM73 112V113H72ZM201 116H203L204 117V115H201ZM200 116V121H202V120H205L206 119V117H201ZM115 117V116H114ZM203 118V119H202ZM89 119V120H88ZM137 119V118H136ZM136 119H135V122H136ZM123 120V121H122ZM121 121V122H120ZM116 123V124H115ZM118 123V124H117ZM137 123V122H136ZM139 124V123H138ZM139 125H141V124H139ZM123 127V126H122ZM108 128L109 127H103V128H101V130H102V132H106V131H108ZM28 129V130H27ZM110 129V128H109ZM130 132V133H129ZM154 133H152V134H150V135H153ZM97 135V134H96ZM93 136V137H97V136ZM35 136H36V138L38 137V139H35ZM66 137H68V138H66ZM129 139V140H128ZM87 141V142H86ZM151 141V140H150ZM172 146V147H170V146ZM174 147V148H173ZM83 148V149H82ZM176 148V149H175ZM11 149V150H10ZM13 149V150H12ZM18 149L19 150H21V151H19L20 153H18ZM22 149H24L23 151L26 153V151H28L27 152V154L29 155V156H31L32 158L31 159H33L32 161H31V159L29 160V161H31V162H29L28 160H27V158H28V155L27 154H21L23 151H22ZM80 149V150H79ZM6 150V151H5ZM17 151V152H14V151ZM79 150V151H78ZM4 153H3V152ZM9 151V152H8ZM29 152H31V153H29ZM17 153V154H16ZM143 153V154H142ZM79 154H81V153H79ZM232 154H233V152H232ZM6 155H8V160L9 161H7L6 160V158H4L6 161H3L4 159H2L3 157H6ZM21 156H23L22 158H23V160H24V157L26 156V159L25 160H27L28 162H29V166H30V168H29V172H28V170H24V168H26L28 165H27V163H26V161H25V167L24 166H22V167H18V168H16L14 171H12V170H10V167H8L12 162H13V159L11 160V159H9V158H18V157H21ZM157 156H161L158 160H160L159 162H156V160H157ZM30 158V157H29ZM14 159V160H15ZM2 161H3V164H2ZM8 164V166H7V164ZM32 163V164H31ZM31 164V165H30ZM224 164H226V163H224ZM33 165V166H32ZM227 165V164H226ZM226 165H225V167H226ZM72 166V167H71ZM228 166V165H227ZM47 167V168H46ZM63 167V171L61 170V168ZM66 167H67V169H69L68 171H65V170H67L66 169ZM69 167V168H68ZM71 167V168H70ZM27 169H28V167H27ZM41 169H43V170H41ZM74 169L76 170L77 169V173H75V172H72V171H74ZM227 171H230L231 172V175H232V177L235 175V176H237V177H239V176H241L242 177V174L240 173V171L238 172L236 169H234V167L233 168H231V167H226L225 168ZM22 170H24V171H27L26 173H24L23 174V171ZM45 170H49V171H53L52 173L50 172V174L48 175V173H46V172H48V171H45ZM60 170H61V173H59L58 174V172H60ZM42 171V172H41ZM45 171V172H44ZM55 171H57L56 173H54ZM71 171V172H70ZM11 172V173H10ZM39 172V173H38ZM88 172H86V173H88ZM92 172L93 173H95V174H93V175H96L97 174V172L100 174H102L103 175V177H101V176H99V177H97L98 176V174L96 175V177L94 176H92ZM10 173V174H9ZM54 173V174H53ZM67 173H69V174H67ZM36 173L33 175L34 176V178H33V176L31 177V179L33 178V179H35V176L37 175ZM47 174V175H46ZM57 174V175H56ZM104 174H106L105 176H108V178H105V176H104ZM118 174V176L119 175H123V176H121L122 178L121 179H124L126 176H128V178L130 177V175H132V176H136L137 175V178L136 177H134V179H132V180H127L126 181V179H128V178H126V179H124V181H122L121 182V179H120V177H118V176H116ZM25 177H23V176ZM41 175H45V176H41ZM126 175V176H125ZM53 176V177H52ZM116 176V177H115ZM125 176V177H124ZM142 176V177H144V178H146V179H138V178H140V177ZM148 176V177H147ZM208 176H210V177H212L213 179H218V178H215V177H217V174L215 173V172H213V171H211V173L210 174H208ZM3 177H5L4 179H3ZM115 177V178H114ZM124 177V178H123ZM155 178V179H157V178H160L159 180H155V179H151L150 180V178ZM29 178H30V176H29ZM59 178V177H58ZM61 178H63V177H61ZM111 178H112V180H111ZM117 178H118V180H117ZM135 178H136V180H135ZM148 178H149V180H148ZM2 179L4 180V181H2ZM26 179V180H25ZM31 179L30 180H28V181H31ZM60 179V178H59ZM65 179V178H64ZM120 179V180H119ZM54 180V179H53ZM166 181V182H164L163 183V181ZM171 180V181H170ZM23 181H25L24 183H23ZM57 181H59V180H57ZM61 181V180H60ZM114 181V182H113ZM116 181V182H115ZM118 181H120V182H118ZM142 181V182H141ZM159 181V182H158ZM40 181H39V183H41ZM124 182V183H123ZM136 182V183H135ZM137 182H138V184H137ZM172 182H174V183H172ZM221 182H223V183H221ZM5 183H7V184H5ZM49 183V184H50ZM126 183H127V185H126ZM4 184L6 185L5 186V188H3V186H4ZM36 186H35V185ZM50 184V185H51ZM104 184L106 185V186H104ZM117 184L119 185V186H117ZM226 184V185H225ZM3 185V186H2ZM7 185H9V186H7ZM22 185V186H21ZM29 185H27V184H25L24 186H25V188H27L28 187V189H25L26 190V192H34L35 190H41V189H45V192L46 193H51V192H53V187L52 186H44V187H40V186H37V187H39V188H31ZM41 185H42V183H41ZM111 185V186H110ZM180 185H182V187L180 186ZM135 186H137V188L136 189H134V187ZM166 186V187H165ZM19 187V191H20V188ZM167 187H169V188H174V189H171V190H169V188H167ZM115 188H119L118 190V192H117V189L116 190H114ZM131 188V187H130ZM163 188H167V190H165L164 189V191H163ZM181 188V189H180ZM183 188H185V190L183 189ZM124 189V190H125ZM187 189L189 190V192H187ZM191 189H193V190H191ZM223 189V190H222ZM18 190V189H17ZM138 190V189H137ZM196 190V191H195ZM209 190V191H208ZM224 190H226L225 192H224ZM229 190V191H228ZM16 191V190H15ZM24 192V188H22L21 189V192ZM123 191V192H122ZM151 191V190H150ZM150 191L148 192V194H150V196L149 197H154L153 199H151L150 198V202H148V199H149V197H148V199H147V196H148V194H147V196L145 195V196H143L144 197V199H143V197L141 198V199H143V200H146L147 201V205L146 206H149V204H150V206H152L153 207V205H155V204H153L154 203V199H155V197H157V198H159L158 197V194H157V196H155L154 194L155 193H157L156 192V189L154 190H152L151 191V193L152 192H154L155 191V193L153 194H151L150 193ZM175 191H177V192H179L182 196H183V198L181 199V198H179L180 197V194H178V193H175ZM211 191V192H210ZM214 191V192H213ZM223 191V192H222ZM70 192H72L73 193V195H81V194H85V193H87L86 195H94V193L95 192H92V191H86V192H84V190L83 189H77V188H73V189H70ZM195 192H197V194H198V197H199V194H200V196L202 195L203 196V198H201L200 200H197V199H199V198H196L197 196H195V195H197V194H195ZM114 193V192H113ZM133 193H132V197H133ZM175 193V194H174ZM213 193V194H212ZM222 193H224V195L222 194ZM127 194V193H126ZM130 195H131V193H129ZM185 195V197H184V195ZM189 194H191V198L189 197V196H187V195H189ZM215 194V195H214ZM217 194H218V196H217ZM238 194V195H237ZM122 195V194H121ZM130 195H125V196H130ZM152 195V196H151ZM154 195V196H153ZM181 196V197H182ZM241 196H246V198H247V201H246V199H245V197H241ZM131 196H130V198H132ZM220 197H222V198H220ZM206 198V199H205ZM208 198V199H207ZM245 200H244V199ZM106 199H109V197H107ZM132 199H134V198H132ZM202 199H204L205 201L207 200V201H209L210 202V204L212 205V206H210L209 204V208L211 207V209H209L208 208V205L206 204H204L203 202H200V201H203ZM218 199V200H217ZM225 201H224V200ZM250 199V200H249ZM142 200V201H143ZM153 201V202H152ZM187 201V202H188ZM221 201L223 202V203H221ZM249 201H251V202H249ZM253 201V202H252ZM105 202H107L106 200H105ZM145 202V201H144ZM188 202V203H189ZM209 202H206V203H209ZM220 202V203H219ZM232 202H234V203H232ZM245 202V203H244ZM104 203V202H103ZM108 203V202H107ZM187 203V204H188ZM213 203V204H212ZM153 204V205H152ZM165 204V205H164ZM186 204V205H187ZM190 204V203H189ZM204 204V205H203ZM222 206H221V205ZM233 204V205H232ZM234 204H236L237 206H235ZM251 204V205H250ZM104 205H106L105 203H104ZM164 205V206H163ZM186 205H184V206H186ZM215 205H218L217 207H219V205H220V207L222 208H224V210L223 209H219L220 211L221 210H223V211H221V213L222 212H226V214H225V212L224 213H220L219 212V210H218V208L215 206ZM226 205V206H225ZM232 205V206H231ZM156 206V205H155ZM171 206H172V208L173 207H176V208H173V209H177V207L178 208H180V209H178V210H182V213L180 214L179 212H178V210L175 212V210H174V212L175 213H179L178 215V218L180 219V221H182V222H180V221H176V219H177V215L175 214L174 215V213H173V210H172V208H171ZM184 206H183V208H184ZM203 206V207H202ZM213 206L214 207H216L217 208V210H215V208H213ZM111 207V206H110ZM110 207H108L107 208V210L110 208ZM159 207H163V208H159ZM191 207H193V209H190ZM200 207H202V208H206V209H208V210H211V211H213L214 210V212H216V213H219V215L220 216H222V215H224V217L226 216L227 218H228V214L229 215H231L232 216V214H231V212L233 213V212H237V214H234L235 215V217L233 216V221H232V217L230 218H228V219H224V217H223V219L224 220H222L220 217H219V215H217L216 213V215H215V219H216V221H212V219H210V216H209V218H207L206 216L205 217H203V215L204 214H206V213H204V211L201 213V212H199V213H201V215L202 216H200V214L198 213V211H200L202 208H200ZM219 207V208H220ZM233 207V208H232ZM240 207V208H239ZM113 207H111L110 208V211H111V209H112ZM156 208V207H155ZM199 208H200V210H199ZM237 208V209H236ZM135 209V208H134ZM139 208H136L135 210L137 211ZM157 209V208H156ZM184 209H186V208H184ZM205 209V210H206ZM106 210V212L105 213H107L108 211ZM112 210H114V209H112ZM135 210H133V212L135 211ZM187 210V209H186ZM230 210V211H229ZM235 210V211H234ZM135 211V212H136ZM191 211V212H190ZM228 211V212H227ZM241 211H242V213H241ZM181 212V211H180ZM104 213V215H106ZM111 213L112 212H110L109 213V215H107V217H109L110 215H111ZM184 213V217H186V218H184V219H182V214ZM185 214L187 215V216H185ZM245 214V213H244ZM180 215L182 216L181 218H180ZM151 216H152V218H151ZM161 216V219H163L162 221H163V223H162V221H160L159 222V217ZM176 218H175V217ZM200 216V217H199ZM104 217V219H105V216H103ZM107 217H106V220H108L107 219ZM112 217V216H111ZM110 217V218H111ZM163 217V218H162ZM171 217V218H172ZM225 217V218H226ZM240 217V218H239ZM109 218V219H110ZM113 218V217H112ZM151 218V219H150ZM211 218H212V216H211ZM214 218V217H213ZM149 219L150 220H156V222L155 223H152V222H154V221H149ZM160 219V220H161ZM175 219V220H174ZM179 219H177V220H179ZM221 219V221H219ZM229 219H231L230 221H229ZM140 220H138V221H140ZM214 220V219H213ZM242 220V219H241ZM43 221H45V220H43ZM157 221L159 222V224L156 226L157 228H155V225L157 224ZM165 221V222H164ZM224 222L225 224H228L229 225V222L230 223H232L233 222V226L232 225H229V227L231 226L233 229H234V227L235 226H237V227H235L236 228V233H237V235L239 236L240 235V233L238 234V230L240 229L241 231H243L244 232V230L246 229V228H244L245 226L247 227V228H249L248 229V231H247V233L246 234H243L242 235V238H243V240L242 241H240V240H238V242H237V239L238 238H236L235 240V242L233 241V239L237 236H234V238L232 237V238H229V236L231 237V235L233 236V233L231 232L233 229H231L230 230V228L228 229L229 231L225 234V232H223L224 230H223V227H222V225H224V227L226 226L224 223L222 224V225H218V226H216L217 225V223L219 222V223H221V222ZM226 221V222H225ZM243 221V220H242ZM46 222V221H45ZM180 224H179V223ZM213 222H215V223H213ZM228 222V223H227ZM239 222H236V223H239ZM153 225H152V224ZM182 223V224H181ZM148 224V225H147ZM155 224V225H154ZM161 224H162V226H161ZM179 224V225H178ZM147 225V226H146ZM227 225V226H228ZM22 226V225H21ZM154 226V227H153ZM198 226V227H197ZM226 226V227H227ZM240 226V228H238ZM250 226H252V228H251V230H250ZM169 227H173L174 229H172V228H169ZM220 229V230H217L218 228ZM243 227V228H242ZM254 227V228H253ZM183 228L187 231V234H186V232H185V234H186V236L183 234L184 233V231H182V232H180V229H182L183 230ZM213 228H214V230H213ZM19 231H16L15 229L14 230H12V229H7V236H8V240L9 241H5L2 245H0V255L1 256H4V255H9V254H13V253H16V252H18L19 250H21V248H24V247H28V246H26L27 244H24V243H17L16 242V244H17V246H12V247H10V248H8L7 246H9V242H11V240H10V238L12 239V238H14V240L13 241H15V238L16 237H18L19 235V233H21L22 232V229H23V227L21 228L20 226L17 228ZM171 229H172V231L173 230H176V229H179V230H176L175 231V233L177 232L178 234H179V232H180V234L182 235V236H185V238H186V240H185V238L184 237H180L181 235H178V234H176V235H178V237L175 235V233H174V236L172 235L173 234V232H169V234L171 233V235L169 236V234H168V231H171ZM225 229V228H224ZM254 229V230H253ZM21 230V231H20ZM142 230V229H141ZM144 230V229H143ZM142 230V231H143ZM145 230H147V229H145ZM152 230H154L153 232H152ZM223 230V231H222ZM225 230H227V228L225 229ZM240 230H239V232H240ZM24 231V230H23ZM157 231V232H158ZM179 231V232H178ZM219 231V232H218ZM221 231V232H220ZM234 231V233H235V229L233 230ZM245 231V232H246ZM249 231H251V232H249ZM147 232H148V230H147ZM222 232L224 233V235H222ZM231 232V233H230ZM244 232V233H245ZM162 233V234H163ZM221 233V234H220ZM230 235H229V234ZM235 233V234H236ZM251 233V234H250ZM158 234V233H157ZM156 234V235H157ZM200 234V235H199ZM219 236H217V235ZM228 234V237L227 236H225V235H227ZM241 234H242V232H241ZM247 234H249V235H247ZM155 235V236H156ZM197 235V236H196ZM220 235H221V237L223 238V237H225L226 239H230L231 241H233L232 243H234L233 245L235 246L236 245V247H238L237 246V243H239V246H241L242 245V247L244 246V244H245V242L244 241H246V249L248 250H245L244 248H245V246H244V248L243 249H241L242 251V255L240 256V254H241V252H240V247H238L237 249L238 250H236L237 252L239 251L240 252V254H238L237 252V254L238 255H236V258H240L241 257V259H239V261H238V259H235V261L233 260L234 258H235V256H233L232 257V255L233 254H231L230 252H232V253H234V255L236 254L234 251V249H232L231 248V245L230 246H228L230 243H231V241L229 240H226V239H224V240H222L221 238H220ZM245 235V237H243ZM200 236L202 237H207L206 239H204L203 237L202 238H200ZM237 236V237H238ZM174 237L175 238H181L182 240L184 239L185 241H188V242H190V244L191 245H193V246H191L190 245V247H189V244H188V242H186L187 243V249L189 250L188 251V253H186L187 252V249L186 250H184V252H183V246L184 245H186V243L184 244L183 243V246H182V252H181V249H180V246L181 245H178L179 243L181 244L182 242H179V241H181V240H179L178 239V241H177V239L175 240L174 239ZM188 237V238H187ZM192 237H193V239H192ZM199 237V238H198ZM211 237V238H210ZM214 237L216 238V239H214ZM247 237H248V239H247ZM252 237L255 239V241H254V239H252ZM255 237H257V238H255ZM209 238V239H208ZM241 238V237H240ZM239 238V239H240ZM163 239V240H162ZM172 239H173V241H176V242H174V243H176V245L174 244H172V246L171 247H168V246H170L171 244L169 243V242H172L173 243V241H172ZM212 239V240H211ZM222 240L223 242L226 240V241H228V242H218L219 243V247H220V245L222 246L221 247V249L220 248H218L217 247V241H220V240ZM248 240V242H247V240ZM166 240H168V242L166 241ZM183 240V241H184ZM193 240V241H192ZM195 240V241H194ZM197 240V241H196ZM200 240V241H199ZM207 240H208V242H207ZM214 240V241H213ZM253 240V241H252ZM192 241V242H191ZM213 241V242H212ZM65 242H66V240H61V241H59L58 243H51V242H49L48 244L45 242H42L41 243V246L38 248V249H36V251H35V254L33 255L34 257H32L33 259H30L31 257H29L28 259H29V261L31 260V263H33V264H78V262L79 261H77L76 259H75V261L76 262H70L69 261V258H67L70 254H68V256L66 257V255L67 254H64L65 255V257L63 256V257H61L60 258V254H62V253H60V248L61 247H63L64 245H65ZM178 242V243H177ZM196 243V244H194V243ZM205 242V243H204ZM250 242V243H249ZM253 242V243H252ZM64 243V244H63ZM169 243V244H168ZM200 243V244H199ZM211 243V244H210ZM226 243H228L227 244V246H226ZM236 243V244H235ZM240 243H242L241 245H240ZM252 243V244H251ZM168 244V245H167ZM217 244V245H216ZM249 246H248V245ZM255 244V245H254ZM258 244V245H257ZM194 245H195V247H194ZM253 245L254 246H258V248L262 251H259V249L258 248H255V247H253ZM131 246V245H130ZM134 247H138V245H133ZM140 246V248L141 247H143L142 246V244L141 245H139ZM155 246V245H154ZM174 246H177V247H174ZM215 246V247H214ZM224 246V247H223ZM233 246V247H234ZM247 246H248V248H247ZM134 247H132L131 246V248H132V250L134 251H139V250H141L140 251V253L138 252H136L137 253V255H136V253H135V251H134V253H135V255H136V258H142V257H140V255L139 254H143L144 252L142 251L143 249H144V247L143 248H141V249H139V248H137V249H135ZM175 248H178L177 250H175L174 251V249ZM185 247V248H186ZM193 247V248H192ZM249 247H253V248H255L254 250H251L252 248H249ZM130 248V247H129ZM134 248V249H133ZM195 248V249H194ZM220 249V250H219ZM145 250V249H144ZM178 250H180V253H181V255L183 254V257H180L181 255H177L175 252L177 251V253H178ZM193 250V251H192ZM217 250L218 251H220L219 253H222L221 255L219 254L218 255V252H217ZM251 250V251H250ZM22 251V250H21ZM154 251V250H153ZM186 251V252H185ZM244 251V252H243ZM247 251V252H246ZM142 252V253H141ZM217 254H216V253ZM83 253V252H82ZM88 253H90V252H88ZM91 253H92V255H93V253H95L94 251H91ZM99 252H97V254H98ZM166 253H167V255H166ZM172 253V254H171ZM177 255H175V254ZM185 253V254H184ZM215 253V254H214ZM226 254V255H224V254ZM78 254H79V256H82V255H84V254H81V253H79L78 252ZM86 254V253H85ZM165 254V257L166 256H168V257H166V261H163L164 259H165V257H163V255ZM169 254V255H168ZM195 254V255H194ZM229 254H231L230 256H228ZM245 254V255H246ZM37 255H38V257H37ZM144 255V256H143ZM142 256L143 257H145L146 256V258H144V261L146 262V264H149L150 263V261H151V257H150V255H146V253H144ZM158 255V256H157ZM170 255H174L175 257H173V256H170ZM185 255V256H184ZM214 255H215V259H212V258H214ZM42 256H44L43 258H41ZM179 256V257H178ZM212 257V258H209V257ZM216 256H219V259L220 258H222L223 257V261H221L220 262V260L218 259V257H216ZM225 256V257H224ZM226 256H228V257H226ZM238 256V257H237ZM254 256V255H253ZM252 256V257H253ZM36 257V258H35ZM39 257L41 258V259H39ZM103 257L104 256H102V255H99V260L101 261V260H103ZM151 258L150 260L148 259L147 260V258ZM164 259H163V258ZM172 259H171V258ZM184 257H186V258H184ZM251 257V256H250ZM251 257V259H252V264H256V262H254V257L252 258ZM264 257V256H263ZM262 257V259H264ZM175 258V259H174ZM185 259L184 261H183V259ZM194 258V259H193ZM201 258H203V259H201ZM205 258V259H204ZM217 258V259H216ZM228 260H227V259ZM28 259H26V261L28 262ZM36 259V260H35ZM179 261V262H177V260ZM181 259V260H180ZM260 259H261V256H260V258H259V261H260ZM262 259H261V261H262ZM33 260H34V262H33ZM143 260V259H142ZM203 262H202V261ZM205 260V261H204ZM240 260H242V261H240ZM258 260V259H257ZM139 261V263H140V261H141V259H136V262H138ZM143 261V262H144ZM148 261H149V263H148ZM151 261V264H156V262L155 263H153ZM175 261H176V263H175ZM187 261V262H186ZM196 261V262H195ZM228 261V262H229ZM261 261L259 262V263H261ZM22 262H23V260H22ZM22 262H20V263H17V264H21ZM26 262V263H27ZM145 262H144V264H145ZM185 262V263H184ZM211 262V261H210ZM211 262V263H212ZM220 262V263H219ZM228 262H223V264L224 263H227L228 264ZM29 263V262H28ZM141 263H142V261H141ZM190 263V264H191ZM196 263V264H197ZM239 263H236L235 262V264H239ZM244 263H241V264H244ZM251 263V262H250ZM258 263V262H257ZM22 264H25V259H24V262L22 263ZM143 264V263H142ZM167 264V263H166ZM206 264V263H205ZM208 264V263H207ZM263 264H264V260H263Z\"/></svg>","mask_w":264,"mask_h":264},{"label":"water","instance_id":"95a60500","mask_svg":"<svg viewBox=\"0 0 264 264\" xmlns=\"http://www.w3.org/2000/svg\"><path fill=\"white\" fill-rule=\"evenodd\" d=\"M8 1L13 3V7L17 10L19 19L22 22L20 30L17 29L15 31L11 27L12 25H10L12 22L9 19L10 8L3 4L2 10L0 8V14L2 13L0 16V27L1 25L3 26L5 33H7L6 36L9 37V41L16 36V33L22 37L21 40L19 39L21 42L18 44L17 40V45L15 44L14 46V48L19 45L21 47L14 58L16 60L18 59L21 63L29 50L37 52V50L41 49L45 53L51 52L50 48L45 46L43 39L39 35L38 19L33 18L29 14L21 0ZM33 1L47 12H50L53 6L62 7L63 9L60 8L61 10L59 11L61 13L59 14L66 15L71 19L69 28L74 31L81 29L87 33V31H90L96 25L105 26L101 18L94 14V8L88 0ZM76 2H79L77 6ZM253 5L258 9L261 7L264 10V6H260L259 2L253 1ZM77 7L82 8L78 9ZM130 24V21L125 19H120L113 24H109L107 26L108 33H106L107 30L105 28L106 32L104 31V37L101 38L106 39L103 42L108 46L110 41L111 45H113V41H116L117 38H123L119 43L120 50L123 51V54L120 58H112L109 66L112 68L113 75L116 77L118 84H122L124 87V92L133 93L135 95L134 98L139 100L137 103L139 115L137 114L136 122L139 124L144 122L146 123L145 126L151 124L156 116L155 113L167 107L187 108L196 106L202 109V114L216 125L214 128L207 130L204 137H200L203 139L202 141L186 140L177 136L178 134L176 135L164 129L155 131L153 137L161 144H171L177 150H180L181 153L185 154V156L194 158V165L197 166L195 167V172L202 181L216 182L231 179L235 181L226 182H230L231 184L236 183L241 188L248 189L247 181L254 180L261 183L264 189V159H261L259 164H254L248 162V158L246 157L238 160L237 156L239 154L236 153L249 148L252 138H264V106L261 108L262 113L259 116L260 119L250 118L249 115L243 112L246 108L244 109L239 106L246 105L247 107L248 105L257 103L259 99L264 100V90L262 88L256 89V87H249L246 95L231 93L224 97L222 90L216 87L215 90L212 89L203 94H196L195 90L197 91V86L200 87L198 81L196 82L197 79L171 76L164 68L162 61L156 56L158 55L156 51L153 50L154 53L151 52L150 45L146 40L144 41L137 37L138 34L134 35L136 38L128 37L130 35L128 33L130 32H127V28L130 27ZM115 37L116 40H114ZM128 45L134 48L141 46L143 48L139 50L135 49V53H129ZM5 46L6 44L0 41V57L4 59L13 57L15 55H12L13 50H8L9 47ZM54 60L58 61L57 57L54 56ZM38 67L35 70L27 72L20 71L7 81L0 74V107L10 109L17 102H21L24 105L21 112L15 118L17 123L15 127L16 131L20 128L25 129L26 132V128L39 126V117L45 108L43 96L46 91L55 87L60 76H62L59 63L56 65L49 63L44 68H41L42 71H39ZM143 67L153 69L151 73H147L150 75L148 77L154 78L151 81L152 84L146 82L143 74H140ZM155 78H158L159 81L161 79L163 80L161 88L157 86L158 80ZM188 80H195L196 85L195 82L190 84ZM184 84L193 88L191 98L188 94L185 95L182 92H176L175 85L182 86ZM190 88L188 89L189 92L191 91ZM125 93L122 95H114L109 90H94V98L103 109L111 114L115 113L119 108H122L124 111L135 110V104L127 101ZM35 139H38V137L36 138L35 136ZM26 140L21 133L15 131L7 136L0 135V142L4 141L7 142L6 144H9L7 149L12 148L14 144L16 145ZM219 162H224L231 168L234 167L238 172L240 171L242 177L235 175L232 177L230 171L219 166ZM211 171L217 174L215 178L218 179H213L208 176ZM255 207L257 209H255L253 214L250 208L248 211H246L248 208L245 210L244 219L255 227V233L260 240L259 243L264 246V202L262 204L258 203Z\"/></svg>","mask_w":264,"mask_h":264}]
</instances>
